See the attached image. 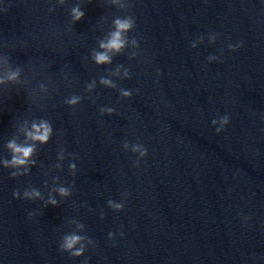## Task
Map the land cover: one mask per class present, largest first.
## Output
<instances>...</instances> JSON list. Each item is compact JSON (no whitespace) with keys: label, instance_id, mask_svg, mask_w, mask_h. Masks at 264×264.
Here are the masks:
<instances>
[{"label":"clouds","instance_id":"9594fccd","mask_svg":"<svg viewBox=\"0 0 264 264\" xmlns=\"http://www.w3.org/2000/svg\"><path fill=\"white\" fill-rule=\"evenodd\" d=\"M92 0H89L91 3ZM66 3V0H56V4L63 6ZM111 4L114 5L120 11H127L133 5L129 2V0H111ZM56 10L55 5H52L48 8V12L52 13ZM8 9L6 7H0V12H7ZM85 16V11L81 9L79 3L75 4L70 9V18L71 24L74 25L76 22L83 19ZM112 30L108 33L105 39H101L98 41L99 49H93L91 52V60L96 65H105L111 64L112 58L114 55L121 54L125 48L129 45V42L133 47L139 48L138 40L133 37L129 38V33L133 31L136 27V19L132 14L124 15V16H116L112 20ZM66 31H72L71 27L66 28ZM219 34L212 32L208 34V42L209 44H214L218 38ZM204 43V36L201 35L196 40L192 41L190 47L195 49L199 44ZM244 46V42L240 41L237 44L229 43L227 45V50L229 52H236L240 48ZM7 43L0 41V48H6ZM137 55V53H133V56ZM10 56L6 52L0 51V88H6L9 85L12 86H29L28 98L31 102H33L34 97L36 95L37 90L41 93L48 94L49 92V84L52 82L51 78H49L48 83L43 81L39 82L35 88L30 87L31 81L36 79V77L43 72V66L40 69H37L34 65L30 66L29 71L31 72V77H27L24 75V69L22 67L16 66L13 67L10 63ZM209 63L217 61L223 63V60L220 56L217 55H209L207 57ZM122 65H118L114 75H119L120 68ZM159 75V72L157 73ZM65 80L68 79L67 74H64ZM124 79H130V72L127 68L124 69L123 73ZM100 84L104 85L106 88H117V85L111 80L106 79L104 77L100 78ZM71 82L69 81V84ZM96 87V80L93 79L89 83L85 85V91L91 93ZM119 94L122 98H130L132 96V91L124 88L119 89ZM83 97L77 94H73L70 97L64 100V103L69 107H75L81 103ZM115 112L113 107H100L99 113L101 116L107 114L112 115ZM262 119H264V114H262ZM28 121H25L27 124ZM212 125L215 126V131L217 134L221 133L225 130V127L230 123V116L225 114L220 116L219 118L213 119L211 121ZM24 134V141L20 142L14 136L9 139L5 143V148L10 154L9 158L0 159V165L5 169H10V178L15 179L23 176H27L30 174V169L37 164V160L35 156L38 152V146H43L48 144L50 139L53 136V125L51 121L46 118L33 119L30 122V127H25L22 129ZM264 132V129H261ZM125 151L130 149L131 152L138 154V158L133 162V167H139V162L141 159L145 158L148 155L147 148H145L140 143H132L125 141L122 145ZM71 156V161L68 165V171L71 176L75 177L77 174V165L74 161L79 160L80 157L78 154L69 153ZM57 161L64 162L66 159V149L60 148L57 153ZM52 168L56 170H63V163H56L52 166ZM53 187L47 193V198L45 199L44 194L35 187L28 185L21 192L19 189L13 191L12 195L14 199H23L28 201H36L40 200L44 202V207L58 206L59 201L57 200V196H59L60 200H64L69 198L73 192L75 191V183L73 182L70 185L65 186L60 182L59 176H54L52 178ZM44 187H48L47 181L44 183ZM129 193L122 192L121 193V201L117 202L113 199H109L107 201V207L114 212H120L125 208V201L127 200ZM82 207H87V204L81 205ZM36 213L28 212L29 218L34 216ZM105 218V214L103 211L100 213V219L103 220ZM250 216L243 217V222L247 223L250 220ZM71 223L75 224L76 231H71L69 233H65L60 237L58 243V251L61 253H67L69 258H79L84 255L86 249L89 245L95 248V242L91 239L86 233H84L85 225L79 220H73ZM117 233L109 232L108 239L113 240ZM122 238L124 236L123 231L118 233ZM87 264V262H85Z\"/></svg>","mask_w":264,"mask_h":264}]
</instances>
